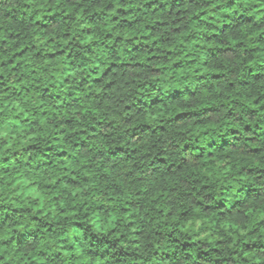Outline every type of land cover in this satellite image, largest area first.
<instances>
[{
	"label": "clouds",
	"instance_id": "1",
	"mask_svg": "<svg viewBox=\"0 0 264 264\" xmlns=\"http://www.w3.org/2000/svg\"><path fill=\"white\" fill-rule=\"evenodd\" d=\"M0 264H264V0H0Z\"/></svg>",
	"mask_w": 264,
	"mask_h": 264
}]
</instances>
